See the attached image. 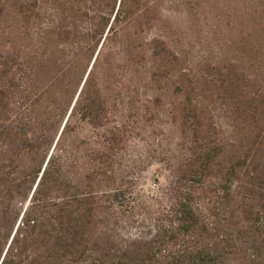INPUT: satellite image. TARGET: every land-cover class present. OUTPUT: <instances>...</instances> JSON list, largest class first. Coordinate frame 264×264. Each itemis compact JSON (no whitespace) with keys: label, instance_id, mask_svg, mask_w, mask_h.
<instances>
[{"label":"trees","instance_id":"trees-1","mask_svg":"<svg viewBox=\"0 0 264 264\" xmlns=\"http://www.w3.org/2000/svg\"><path fill=\"white\" fill-rule=\"evenodd\" d=\"M179 2L0 0V264H264V44L252 77L197 74ZM227 3L223 16L257 26L246 35L264 33L259 0ZM209 84L235 100L226 142L201 101ZM133 134L168 173L138 221L110 204Z\"/></svg>","mask_w":264,"mask_h":264},{"label":"rangeland","instance_id":"rangeland-1","mask_svg":"<svg viewBox=\"0 0 264 264\" xmlns=\"http://www.w3.org/2000/svg\"><path fill=\"white\" fill-rule=\"evenodd\" d=\"M228 1L232 2V0H198L196 12L206 16L204 20L200 21L197 20V13L190 10L186 3L187 0H180L170 15L183 32L186 43L184 51L197 74L202 71L208 73L209 76L219 75L224 73V67L237 65L235 69L247 71L243 77H252L255 71V56H257L254 44H264L261 35L264 33L258 31L256 34L249 33L246 35L253 27L257 28V26L250 20L244 19L239 12L230 17L223 16L219 8L222 7L223 3L228 4ZM232 5L238 11V8L234 4ZM262 6H264V0H259L258 7L261 8ZM215 14L222 16V20L218 24L221 34L212 28L215 22ZM261 26L264 27V19L261 21ZM227 38L233 42L231 44L227 42V47L230 46L231 52H227L226 46L222 44V41ZM241 41L246 44V49H248L244 53L240 50L241 45L239 43ZM213 62H218L215 65L217 68L212 66L211 63ZM247 64L250 66L245 67V69L241 68ZM218 68H221L220 71ZM205 91L200 95V97L203 96L201 101L209 110L207 115L209 114L211 121L218 124L215 129L218 138L222 142H226L230 137L238 136V114L234 109L233 95L222 88L214 89L212 84H209L208 90ZM168 96H170V100L175 99L173 95ZM95 133V130L84 123H80L75 130V134L81 139H95ZM173 136L174 134H169L167 137L172 140ZM145 141H140L139 137L133 134L122 152L121 170L126 172L127 179L121 190H114L110 204L114 209L121 212L126 220L138 221L143 218L144 208L151 207L154 204V199L161 196L165 180L168 177V173L164 169V157L156 152L155 147L149 149ZM164 198L168 203V197ZM129 225L134 226L133 223ZM123 228L122 230H126L125 225Z\"/></svg>","mask_w":264,"mask_h":264},{"label":"water","instance_id":"water-1","mask_svg":"<svg viewBox=\"0 0 264 264\" xmlns=\"http://www.w3.org/2000/svg\"><path fill=\"white\" fill-rule=\"evenodd\" d=\"M87 74V73H86ZM86 76V75H85ZM85 78V77H84ZM74 101H75V99H74ZM72 105H73V103H72Z\"/></svg>","mask_w":264,"mask_h":264}]
</instances>
